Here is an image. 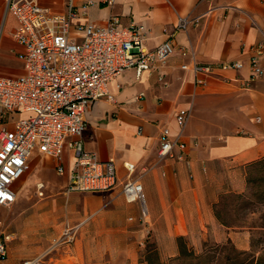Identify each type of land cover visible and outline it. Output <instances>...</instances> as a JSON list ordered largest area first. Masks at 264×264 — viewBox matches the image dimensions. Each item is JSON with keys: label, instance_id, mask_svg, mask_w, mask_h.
Returning a JSON list of instances; mask_svg holds the SVG:
<instances>
[{"label": "crops", "instance_id": "1", "mask_svg": "<svg viewBox=\"0 0 264 264\" xmlns=\"http://www.w3.org/2000/svg\"><path fill=\"white\" fill-rule=\"evenodd\" d=\"M37 1L52 12L68 10L69 0ZM72 3L76 8L88 4L75 23L103 25L112 16H118L125 26L144 25L147 49L169 39L178 49L192 50L200 63L245 62L240 73L226 74L239 77L240 81L211 80L206 87L197 86L193 75L181 69V63L188 59L178 52L140 77L134 69H128L110 82L113 99L102 98L89 108L84 142L85 148L99 159L115 160L120 183L131 176L125 162L135 164L133 176L143 183L148 202L146 222L162 258L179 253V237L193 246L211 237L217 243L230 240L237 248L248 249L250 233L223 225L215 215L214 205L222 193L243 192L247 186V165L264 157V79L253 81L249 88L241 84L250 73L252 47L264 41V0ZM178 14L192 20L187 29L176 27ZM17 27L9 0H0V78L17 77L24 72L20 55L25 48L14 37ZM261 63L264 68V57ZM181 108H190L192 112L184 129L179 128L175 119ZM165 127L187 143L185 160L160 159L159 138ZM41 158L55 167L54 161ZM61 177L65 179V194L81 193H67V176ZM86 193L91 202L111 199L114 207L132 212L137 208L141 216L140 205L125 200L121 185L107 192ZM13 234L1 235H9L10 239L8 255L0 259V264H20L24 259L27 243L20 237L14 240Z\"/></svg>", "mask_w": 264, "mask_h": 264}, {"label": "built area", "instance_id": "2", "mask_svg": "<svg viewBox=\"0 0 264 264\" xmlns=\"http://www.w3.org/2000/svg\"><path fill=\"white\" fill-rule=\"evenodd\" d=\"M105 2L112 5L115 0ZM87 6L76 8L69 0L67 12L57 13L37 0H9L10 10L18 21L14 37L25 51L20 55L23 74L0 78V210L15 202L17 183L26 173L33 154L38 153L55 162L57 175L67 176V193H102L121 185L125 200L138 203L146 221L148 202L143 183L133 176L135 164L125 162L131 176L120 183L115 160H101L85 148L89 108L102 98L113 99L109 84L126 70L134 69L140 77L166 63L177 52L188 59L181 63V69L190 72L195 84L201 87L208 86L211 80L240 81L239 77L226 74L240 73L245 62L200 63L192 50L178 49L169 39L147 49L145 26L136 23L125 26L118 16H112L103 25L75 23ZM191 21L178 14L176 27L185 30ZM263 57L264 41H260L252 47L250 73L241 82L243 88L264 79ZM15 114L25 115L15 119ZM191 115L190 108L177 111L175 119L179 128L187 126ZM159 140L161 160H185L187 143L180 135L165 127ZM36 189L43 196L45 183L38 182ZM9 239V235L0 236V259L8 255ZM23 264H44V261L37 257Z\"/></svg>", "mask_w": 264, "mask_h": 264}, {"label": "rangeland", "instance_id": "3", "mask_svg": "<svg viewBox=\"0 0 264 264\" xmlns=\"http://www.w3.org/2000/svg\"><path fill=\"white\" fill-rule=\"evenodd\" d=\"M40 181L46 184L43 196L36 189ZM64 182L51 162L33 154L17 183L15 202L0 210V236L15 233L14 240L27 243L20 264L37 257L44 264H176L171 261L175 256H160L153 231L137 208H116L111 199L91 202L86 192L65 194ZM257 190L246 186L240 193L225 192L216 203L233 230L250 233L249 248L238 249L255 256L264 253V197ZM206 242L214 254L218 243L211 237L198 246L188 244L201 253Z\"/></svg>", "mask_w": 264, "mask_h": 264}, {"label": "trees", "instance_id": "4", "mask_svg": "<svg viewBox=\"0 0 264 264\" xmlns=\"http://www.w3.org/2000/svg\"><path fill=\"white\" fill-rule=\"evenodd\" d=\"M248 178L247 187H258L257 195L264 197V157L255 160L247 165ZM214 212L217 219L226 227H232L222 216L217 209V204L214 205ZM179 253L171 259L176 264H264V253L255 256L252 251L239 250L230 240L226 243H218L215 245V251L212 254L211 249H208V242L204 243L207 247L201 253H196L188 244L184 237L177 239ZM213 247V246H212ZM217 253V254H216ZM224 253V254H222ZM218 255V257H216ZM223 255V256H222ZM153 264H163L153 261Z\"/></svg>", "mask_w": 264, "mask_h": 264}]
</instances>
